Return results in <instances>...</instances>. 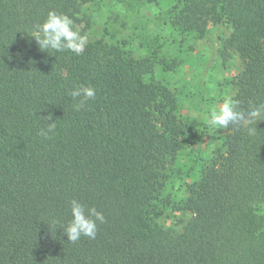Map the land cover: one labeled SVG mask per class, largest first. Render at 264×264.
<instances>
[{
  "label": "trees",
  "instance_id": "16d2710c",
  "mask_svg": "<svg viewBox=\"0 0 264 264\" xmlns=\"http://www.w3.org/2000/svg\"><path fill=\"white\" fill-rule=\"evenodd\" d=\"M90 1L0 0V264H264V121L255 136L230 126L191 186L193 216L162 241L155 202L177 152L166 141L184 125L174 95L145 80L154 62L101 40L79 56L42 51L30 35L51 10L75 28ZM172 23L232 26L226 47L244 61L234 99L264 103V0H186ZM81 84L97 91L78 112L70 92ZM55 121L51 139L38 135ZM72 199L103 213L95 239L68 241Z\"/></svg>",
  "mask_w": 264,
  "mask_h": 264
},
{
  "label": "rangeland",
  "instance_id": "374dc122",
  "mask_svg": "<svg viewBox=\"0 0 264 264\" xmlns=\"http://www.w3.org/2000/svg\"><path fill=\"white\" fill-rule=\"evenodd\" d=\"M186 7V0H92L82 7V23L74 30L87 34L89 42L117 46L134 59H151L154 71L145 80L161 82L176 98L183 133L166 141L176 148V161L155 205L164 212L156 218L164 241L183 231L193 213L184 206L192 184L203 167L224 153L228 129H209L211 110L227 95L235 96L236 80L244 61L226 47L232 26L210 24L204 33L185 30L172 23ZM161 17L168 22L160 27ZM68 60H64L63 68ZM170 203L166 206V201Z\"/></svg>",
  "mask_w": 264,
  "mask_h": 264
},
{
  "label": "clouds",
  "instance_id": "9594fccd",
  "mask_svg": "<svg viewBox=\"0 0 264 264\" xmlns=\"http://www.w3.org/2000/svg\"><path fill=\"white\" fill-rule=\"evenodd\" d=\"M73 19L65 14L51 10L47 13L43 23L34 26L33 36L42 51L52 50L54 52L70 51L81 55L88 45L87 34L82 35L74 30ZM96 89L91 85L81 84L71 92L75 111L85 108L88 101L96 98ZM240 102L231 95L223 97L218 107L211 110L207 119L209 129H229L230 126L237 130L243 129L248 136L257 134V123L264 121V103L259 105L250 104L247 110L239 107ZM51 117L48 118L50 120ZM57 129L56 121L47 123L46 128H40L38 135L43 139H51ZM71 220L66 225H61L63 232L67 235L68 241L76 243L81 237L95 239L98 232V223H105L102 212L95 207H86L77 199L69 201Z\"/></svg>",
  "mask_w": 264,
  "mask_h": 264
}]
</instances>
